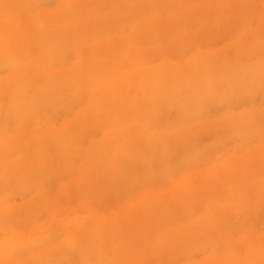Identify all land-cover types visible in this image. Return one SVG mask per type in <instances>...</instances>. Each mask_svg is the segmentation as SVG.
Wrapping results in <instances>:
<instances>
[{"label":"rangeland","instance_id":"374dc122","mask_svg":"<svg viewBox=\"0 0 264 264\" xmlns=\"http://www.w3.org/2000/svg\"><path fill=\"white\" fill-rule=\"evenodd\" d=\"M0 264H264V0H0Z\"/></svg>","mask_w":264,"mask_h":264}]
</instances>
